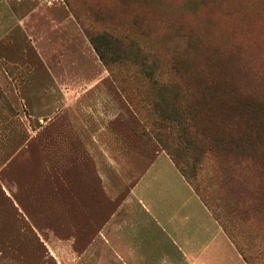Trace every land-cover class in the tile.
Listing matches in <instances>:
<instances>
[{
    "label": "rangeland",
    "instance_id": "obj_1",
    "mask_svg": "<svg viewBox=\"0 0 264 264\" xmlns=\"http://www.w3.org/2000/svg\"><path fill=\"white\" fill-rule=\"evenodd\" d=\"M106 125L169 154L222 261L264 264V0H0V264L97 259L76 252L101 220L87 186L113 212Z\"/></svg>",
    "mask_w": 264,
    "mask_h": 264
},
{
    "label": "crops",
    "instance_id": "obj_2",
    "mask_svg": "<svg viewBox=\"0 0 264 264\" xmlns=\"http://www.w3.org/2000/svg\"><path fill=\"white\" fill-rule=\"evenodd\" d=\"M104 129L107 152L97 172L104 189L116 198L113 212L105 217L104 201L87 186L83 206L87 211L97 208L101 220L93 239L76 253L77 260L91 254L97 259L76 263L230 264L222 261L226 253L234 255L225 247V231L169 154L156 151L147 161L141 152L120 149L115 131L109 125Z\"/></svg>",
    "mask_w": 264,
    "mask_h": 264
},
{
    "label": "trees",
    "instance_id": "obj_3",
    "mask_svg": "<svg viewBox=\"0 0 264 264\" xmlns=\"http://www.w3.org/2000/svg\"><path fill=\"white\" fill-rule=\"evenodd\" d=\"M91 42L95 45V48H96L97 51L99 52L101 58L104 59V58H105V57H104V52H103V50L99 47V45L97 44V37H96L95 35H92V36H91ZM109 42H110L112 45L116 46V47H121V46H122L120 40H119L118 38H115V37H110ZM225 75H228V72H227V71H225ZM228 78H230V76H229ZM173 87H174V85H173Z\"/></svg>",
    "mask_w": 264,
    "mask_h": 264
}]
</instances>
